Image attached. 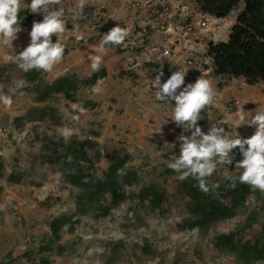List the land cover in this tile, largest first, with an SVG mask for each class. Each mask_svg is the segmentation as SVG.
<instances>
[{
	"label": "rangeland",
	"instance_id": "1",
	"mask_svg": "<svg viewBox=\"0 0 264 264\" xmlns=\"http://www.w3.org/2000/svg\"><path fill=\"white\" fill-rule=\"evenodd\" d=\"M27 2L20 0L19 11L26 12L22 20L18 19L20 31L16 38L11 44L0 42V95L11 98L10 105L0 104V156L6 167L0 178V264L38 261L36 251L40 245L35 237L45 234L52 213L71 206V188L61 185L62 172L46 162L48 147L65 139L61 135L64 127L83 137L91 130L98 131L95 137L99 145L127 149L131 154L128 167L136 170L134 182L126 184L129 192H137L146 182L163 188L166 185L168 192L175 189L179 173L164 170L172 154H179L177 137L181 128L168 117L171 105L156 100L155 90L150 87L157 72H164L161 82L178 69L186 72L185 83L198 76L210 82L213 98L201 109L202 119L197 121L202 131H207L210 123L225 120L226 132L240 123L239 134L249 136L255 129L247 120L255 108L264 110V81L251 83L244 77L216 74L213 59L208 55L210 41L227 40L238 12L244 7L243 0L226 17L204 12L199 0H53L52 6L63 9L65 29L50 34L51 39H59L67 52L50 70H43L37 80L23 74L15 60L30 39L27 20L32 24L42 19V13H33L26 7ZM116 25L127 31L124 40L120 44H103V36ZM77 35L81 39L77 40ZM93 55L100 57L98 69L105 70L101 79L85 87L76 101L57 97L53 102L60 113L55 107L54 113L48 112L44 119L28 120L32 97L29 89L35 84L45 86L62 75L90 76L94 71L89 57ZM93 87L100 91L93 92ZM85 95L96 101V111L89 112L88 119H74ZM237 108L244 114V121H239ZM17 117L22 119L21 123H15ZM89 152L93 149L89 148ZM232 152V163L218 165L216 176L239 175L235 162L242 156L238 148ZM102 163H106L105 159ZM16 171L23 176L21 182H9L8 174ZM129 175L132 179V171ZM60 199L66 203H60ZM45 200L55 203L54 207L47 208ZM245 204L250 212L257 213L258 207L264 205V191L253 188ZM184 205L180 201L164 207L162 214L150 213L140 218L137 214L144 212V206L130 198L112 213L114 216L106 226L84 217V224L74 231L76 236L66 240L65 248L53 253L52 260L55 264H204V258L208 264H227V258L204 247L203 242L210 235L200 240L195 231L177 229L175 223L183 216ZM250 212L241 213L229 227L243 221ZM263 217L264 211H260L258 220ZM257 225L260 222L254 227ZM261 233L256 227L244 235L262 238ZM122 239L127 253L120 249L112 251ZM146 239L157 251L154 253L153 249L142 261L136 258L134 249ZM189 246L202 248L201 256H177L178 250ZM29 249L34 250L32 259L25 255ZM104 252L107 262L100 263L98 257ZM113 256L118 261L113 263Z\"/></svg>",
	"mask_w": 264,
	"mask_h": 264
},
{
	"label": "clouds",
	"instance_id": "2",
	"mask_svg": "<svg viewBox=\"0 0 264 264\" xmlns=\"http://www.w3.org/2000/svg\"><path fill=\"white\" fill-rule=\"evenodd\" d=\"M52 3L53 0H28L26 4V7L31 12L42 13V19L39 21H33L32 24L27 20L28 22L26 23V26L30 28V39L28 44L25 47H22L15 57L17 66L23 71H29L35 68L41 69L42 74L43 70H50L53 64L59 61L62 55L67 52V48L59 39H56L55 42L51 39L50 34L62 33L65 29L63 9L52 6ZM19 10L20 0H0V42L11 44V41L16 38L17 32L20 31L18 19L22 20L23 15L26 12L25 10ZM126 35L127 31L124 28H121L119 25L113 26L103 36V44H120ZM75 38L77 40L81 39L79 35ZM64 48H66L65 53H63ZM89 59L93 71H100L103 69H98L100 57L93 55L90 56ZM185 74V71L182 72L179 69L171 71L170 75L161 82V77L164 76V72L161 70L157 72L155 77L150 81V87L155 90L156 100L164 101L171 105L170 110L168 111V117L181 128V133L177 137V140L180 142L179 154H172L166 164L168 168L164 170V172L171 171L179 173V180L175 189L168 192L166 185L163 188L146 182L147 184L142 183L140 185L137 192H129L126 186V184L129 183H124V189L127 195L122 193L118 198L114 197L113 192L111 191L112 188L103 184L108 180L105 176V172L107 171L108 166L111 165V161L107 158L106 154L113 149H121L112 147L111 149L106 148V146H108L107 144H104L103 146L99 145L96 139L97 136L95 137V135L99 133L98 131L91 130L90 133L92 135L88 134L83 137L80 134H72V129L64 127L61 131V135L64 136L65 139L59 140L57 144L54 142L53 147H48L46 162L52 169L60 170L62 172L61 185H63L65 189L71 188L69 190L71 193L69 200L71 206L69 209L65 208L64 210H60L59 213H52L53 215L47 220V222L49 221V224L48 229L45 230V234L39 233L38 236L35 237L38 240L37 244L40 245L39 250L36 251V254L39 255V260H35L33 264H55V261L52 260L53 253L61 252L65 248L66 240L76 236L74 231L77 226L84 224V217L94 220L99 225L106 226L112 216H114L112 213L119 210L130 198H134L141 206H144V212L141 213V215L137 214L140 218L150 213L155 215L162 214L164 213V207H172L175 203L183 201L185 204L183 216L175 223V226L179 231L190 233L195 231L200 240L205 239L207 235H210V237L203 242L204 247L207 250H214L220 256L227 258V264H233L230 259L241 264H264V260L253 261V259H255L254 257L257 255V250L252 257H247V259L245 257L246 255L242 253L241 247L239 245L236 246L234 241L230 242L227 239L228 236L234 234L238 224L244 221L248 213L245 215L243 221L242 219L238 220L232 228L229 227L231 222L238 219L241 213L248 212V208L239 212L238 210H230L227 215L214 218L213 210L216 206V199L210 203H203L201 201L195 207L196 211H194V213L199 216L203 215V217L206 218L203 219L201 217L206 221L202 222L189 212L187 203H190V197L180 193L178 189L180 182L187 181L190 185L195 186L199 192L205 193L210 200L216 198L215 193L213 192L214 186H212L216 182V179L226 176L234 177L230 175L216 176L218 174L216 173V169L218 165H228L232 163V150L238 148L242 158L235 162L236 169L239 170V175L234 179H238L240 182L250 185L251 193L253 192V188L264 191V110L255 108L253 111L254 114H252L247 120L246 123L250 126H254L255 129L253 134L249 136L242 137L239 134L237 126L241 125L240 123H237L231 132H226L223 124H228V121L225 120L210 123L207 131H202L201 126L197 121L202 119L200 116L201 109L212 101V88L210 82L201 76H198L193 82L185 83ZM103 75L104 73H101L94 82L89 80L90 76L80 78L69 75L77 81V92L74 97L66 96L62 92H55L46 100L39 101L36 98L38 91H34L33 86L29 89L31 92L29 95L32 97L28 104V120L44 119L48 112L53 114L55 107H57L53 101L57 97H61L69 102L76 101L78 97H81L80 93L85 87L92 86V84L98 82ZM62 76H58L53 81H56ZM43 88L44 87H42V89ZM92 91L99 92L100 89L98 87H93ZM83 97L85 98L80 106L81 109L75 110L77 117H73L74 119H88V113H94L96 111L94 110L96 108V101L92 98L86 97V95ZM0 104L10 105L11 98L7 95H0ZM58 111L60 113L59 108ZM33 112H35V114H33ZM236 115L239 118V121L245 120V116L239 108L236 109ZM17 118L14 120L15 123H21L22 119L19 118V120H17ZM73 139L77 142L84 139L89 141L86 148L92 159L89 166L84 171L82 170V174L74 172L77 174L81 183L83 185L85 184V188H95L90 192L93 196L90 197L91 199H88V207L84 210H81L78 207V198L84 190L79 185L72 183L69 179L70 177H65L67 165L63 161L64 159L61 158L62 154L66 153L63 146L70 143ZM60 143H62V146ZM89 148H92L93 152H89ZM1 158L2 157L0 156V159ZM103 159H105V164L102 163ZM129 159L127 163H129ZM77 161V159H73L70 163L73 164ZM130 171L133 173L131 180L134 182L136 170L130 168ZM4 172H6L5 164L2 174L3 176ZM11 174L20 175L21 178L23 177L22 174L17 171ZM9 175L10 174H8V176ZM3 176H0V178ZM8 176L7 179L9 182H21L10 180ZM84 180H86L85 183H83ZM152 189L163 192V195L159 200L160 203L157 204V206H154L149 199L142 200L140 197V193L145 195ZM60 200V203H66L65 200ZM56 201L58 202L59 200ZM222 201L225 205H231V200L229 198H224ZM246 202L247 201H245V203ZM245 203L243 202V205L246 207ZM44 204L48 208L52 206L54 207L55 203H49V200L48 202L45 200ZM148 206H150V210ZM53 220H57L60 225L58 229V237L53 234L50 226V223ZM256 224L257 223L254 221L253 226ZM256 227L263 232L261 226L257 225ZM256 227H253L251 230L247 227L244 233H236L235 241L243 242L245 240H250L252 243H255L258 240L259 245H261L264 243V233H261L262 238H253L244 235L246 232L249 234V232L253 231ZM125 247V241L122 239L112 247V251L120 249L123 253H127ZM146 248H148V250ZM153 249L155 253L157 250L153 248L152 244L146 239L137 247V249H134V254L137 259L143 261L145 255L150 254ZM202 252L203 250L200 247L189 246L178 250L177 256L184 258L192 254L195 255L194 258H196L197 255L201 256ZM32 254H34V250L32 249L25 252L28 259L33 258ZM106 257L107 252H104L98 257V261L100 263H106ZM202 260L205 262L204 264H208L204 258H202ZM111 261L114 263L118 260L113 256ZM174 264L178 263L174 262Z\"/></svg>",
	"mask_w": 264,
	"mask_h": 264
},
{
	"label": "trees",
	"instance_id": "3",
	"mask_svg": "<svg viewBox=\"0 0 264 264\" xmlns=\"http://www.w3.org/2000/svg\"><path fill=\"white\" fill-rule=\"evenodd\" d=\"M242 0H199L200 7L204 12L213 14L217 17H226L229 13L241 2ZM244 7L238 12L236 16V22L231 26L228 34V38L225 41L213 42L208 44V55L213 59L214 71L216 74H229L236 77H244L249 82L264 81V0H243ZM66 48H64L65 53ZM31 80H37L41 75V69H31L29 71L21 70ZM101 73H105L104 68L100 71H94L89 80L94 82ZM82 84V83H81ZM42 87H44L42 89ZM34 91H38L36 98L39 101L46 100L50 95L55 92H62L64 95L74 97L77 92V81L72 76L66 75L58 78L56 81L49 83L45 86L39 84L34 85ZM19 120V118H17ZM89 143L87 139L80 142L73 139L70 143L63 146L66 153H63L61 158L67 165L65 171V177H70V181L83 188L84 192L78 198V207L84 210L88 207V199L93 196L92 192L95 188L87 189L78 179L77 174H80L89 166L92 162L90 154L87 151L86 145ZM62 146V143H60ZM113 149L107 152L106 156L111 161V165L108 166L105 176L108 178L103 184L111 187L114 197L118 198L122 193L125 195L124 183H130L131 177L129 175L130 167L127 168V161L131 158L129 152L126 149L120 148ZM77 157V158H76ZM77 159V162L70 163L71 160ZM122 161V162H119ZM83 170V171H82ZM4 171V164L0 159V176ZM10 180L19 182L22 180L20 175L10 174L8 176ZM234 177H222L217 178L213 192L216 198L209 199L205 193L199 192L195 186L190 185L187 181L180 182L178 189L179 192L190 197V203H187L189 212H191L198 220L206 222V219L202 216L196 215V206L199 202L210 203L216 199V206L213 210V217L224 216L229 213L230 210L243 211L246 210L243 202L247 201V196L251 193V186L240 182ZM84 180L83 183H85ZM163 195L162 191L150 190L143 195L140 193L142 200L149 199L154 206L159 204L160 197ZM224 198L231 200V205H225L222 201ZM91 201V200H90ZM243 205V207H242ZM79 209V211H80ZM260 211H264V205L259 206L257 213H248L243 222H240L231 236L227 239L230 242H235L236 246L241 247L242 253L245 257H252L256 252V256L253 261L264 260V243L259 245V241L252 243L250 240L243 242H236V233H244L248 227L251 230L256 223L260 222L261 229L264 233V217L261 221L258 220ZM203 219H202V218ZM53 234L58 237L59 222L53 220L50 223ZM259 245V246H258ZM148 250V248H146ZM248 259V258H247ZM263 262V261H262ZM255 264V263H254Z\"/></svg>",
	"mask_w": 264,
	"mask_h": 264
}]
</instances>
